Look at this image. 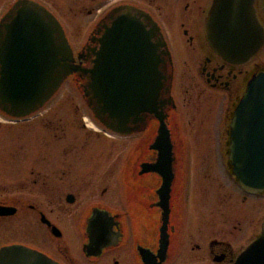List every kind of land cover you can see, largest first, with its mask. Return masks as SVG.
<instances>
[{
    "label": "flooded vegetation",
    "instance_id": "flooded-vegetation-1",
    "mask_svg": "<svg viewBox=\"0 0 264 264\" xmlns=\"http://www.w3.org/2000/svg\"><path fill=\"white\" fill-rule=\"evenodd\" d=\"M18 1L0 0V20ZM29 1L56 18L85 69L124 9L137 11L155 53L158 104L175 162L165 202L163 176L143 171L158 155L152 144L159 120L135 106L124 115L129 134L110 128L108 114L93 112L88 73L67 77L28 116L11 117L0 108V138L12 143L0 141V252L21 246L56 264H236L261 235L264 190L245 192L231 172V120L248 82L264 73V45L238 63L216 54L206 39L213 0ZM253 6L264 33V0ZM111 69L130 70L123 75L129 88L141 85L142 67ZM65 85L76 99L71 91L55 98ZM58 100L63 112L52 114ZM191 137L200 142L191 147ZM192 148L210 155L204 174L211 176L214 160L219 171L213 180L229 191L189 195Z\"/></svg>",
    "mask_w": 264,
    "mask_h": 264
},
{
    "label": "water",
    "instance_id": "water-1",
    "mask_svg": "<svg viewBox=\"0 0 264 264\" xmlns=\"http://www.w3.org/2000/svg\"><path fill=\"white\" fill-rule=\"evenodd\" d=\"M253 2H212L206 17L207 43L228 62L246 61L264 45V33ZM124 10L101 39L93 66L85 69L76 64L62 27L49 11L33 1L16 2L0 20V108L13 117L27 116L42 107L67 77L78 72L88 73L93 112L98 118L108 114L112 120L107 125L110 128L129 134L124 115L135 106H141L159 120L152 144L158 155L156 161L143 165V171L163 176L159 192L166 202L175 159L165 115L158 104L160 87L153 68L155 53L137 21V11L133 15L130 9ZM130 65L142 67L138 87L129 88L125 84L123 75H128L130 70L111 69ZM229 160L242 189L251 194L264 190V73L248 82L234 111ZM0 264L56 263L36 251L12 246L1 250ZM236 264H264V221L261 235L242 252Z\"/></svg>",
    "mask_w": 264,
    "mask_h": 264
},
{
    "label": "rangeland",
    "instance_id": "rangeland-1",
    "mask_svg": "<svg viewBox=\"0 0 264 264\" xmlns=\"http://www.w3.org/2000/svg\"><path fill=\"white\" fill-rule=\"evenodd\" d=\"M70 86L69 85H65L63 87V89L61 91H59V93L55 96V98H64L66 96L69 95L70 93ZM72 92V91H71ZM72 97H74L75 99L78 97L77 94L75 93V91L72 92V94L70 95ZM55 104L54 101H52V104ZM60 100H58V102H56L54 109L52 110V114H61L63 111L62 108L60 109L59 106ZM59 106V107H58ZM68 113H71V111L68 109L67 110ZM29 128V126H26L25 128H23L24 130H27ZM9 133H7L6 135H9ZM1 139V138H0ZM0 141H2L3 145L5 147L12 145L11 143V139L9 138H2ZM200 141L198 140V137L194 138L191 137L189 139V143L191 145V147L194 144H198ZM123 147L124 143L121 141V143L119 144ZM118 146V145H117ZM197 151V150H196ZM193 148L192 150L189 151V153L187 154V172L189 173L190 179L187 180V188L189 191V195H194V197H200L201 195H203L206 192H213L214 190H221V191H229L230 188H228V186L225 184V186H223L222 188H220V182L217 180H213V177L216 175L215 173H218V169L217 166L214 165V160H212V166L213 169H211L212 173L211 176L206 177V174H204L206 172V168L208 165V159L209 158V154H204V153H195L196 152ZM117 153V152H116ZM211 165V164H210ZM210 173V172H209ZM212 179H209V178ZM234 184V183H233ZM234 186V185H232ZM210 194V193H208Z\"/></svg>",
    "mask_w": 264,
    "mask_h": 264
}]
</instances>
